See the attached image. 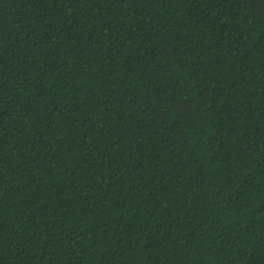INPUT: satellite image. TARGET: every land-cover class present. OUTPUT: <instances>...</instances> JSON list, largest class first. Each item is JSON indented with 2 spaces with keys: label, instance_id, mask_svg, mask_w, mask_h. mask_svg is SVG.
<instances>
[{
  "label": "trees",
  "instance_id": "trees-1",
  "mask_svg": "<svg viewBox=\"0 0 264 264\" xmlns=\"http://www.w3.org/2000/svg\"><path fill=\"white\" fill-rule=\"evenodd\" d=\"M0 264H264V0H0Z\"/></svg>",
  "mask_w": 264,
  "mask_h": 264
}]
</instances>
